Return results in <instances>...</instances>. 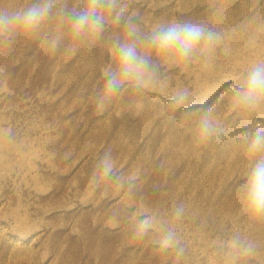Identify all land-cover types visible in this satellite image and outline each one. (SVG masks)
<instances>
[{"label":"rangeland","instance_id":"obj_1","mask_svg":"<svg viewBox=\"0 0 264 264\" xmlns=\"http://www.w3.org/2000/svg\"><path fill=\"white\" fill-rule=\"evenodd\" d=\"M121 2L145 32L163 21L194 19L217 28L223 40L207 64L153 58L159 82L142 94L125 90L103 115L95 98L121 28L109 25L99 38L74 40L53 17L39 35L0 44V264H264V220L238 212L245 165L238 130L264 115L234 111L228 88L264 59V0ZM27 3L0 0L7 8ZM64 4L79 8L81 0H57ZM52 34L63 37L55 53L47 44ZM179 88H188L196 105L211 107L222 127L219 141H200L198 113L169 103ZM106 149L115 157V175L93 185ZM178 205L185 212L175 222ZM145 215L175 227L182 256L160 247L159 226L143 239L134 235ZM237 234L256 242L254 255L228 246Z\"/></svg>","mask_w":264,"mask_h":264},{"label":"clouds","instance_id":"obj_2","mask_svg":"<svg viewBox=\"0 0 264 264\" xmlns=\"http://www.w3.org/2000/svg\"><path fill=\"white\" fill-rule=\"evenodd\" d=\"M56 17L66 23L74 40L101 37L106 27L114 25L122 31L115 34L109 45L111 62L102 70L103 81L95 98V110L103 115L108 105L119 98L125 90L142 94L159 82L160 63H172L190 67L210 63L215 50L223 40V33L206 22L194 19H171L156 24L145 32L135 14H127L121 0H81L79 8L67 4L57 6V0H29V3L7 8L0 6V44H11L19 34L39 35L49 21ZM62 35L47 37L48 49L59 50ZM231 108L246 116L264 115V59L251 63L242 76L228 85ZM174 107H184L186 115L198 113L195 132L202 142L219 141L222 136L220 122L212 109L204 104L196 105L191 100L188 88H179L169 98ZM9 139L11 129L7 130ZM238 135L245 153L242 182L238 188V212L249 221L264 220V120L245 124ZM116 160L111 149L98 157L92 183L109 181L115 175ZM118 179V178H117ZM135 177L127 182L131 190ZM184 206H176L172 220L179 222L184 216ZM159 226V245L162 249H175L177 257L184 254L180 239L169 221L156 215L141 217L135 226L134 235L143 239L153 227ZM240 256L255 254V241L235 235L228 245Z\"/></svg>","mask_w":264,"mask_h":264},{"label":"bare ground","instance_id":"obj_3","mask_svg":"<svg viewBox=\"0 0 264 264\" xmlns=\"http://www.w3.org/2000/svg\"><path fill=\"white\" fill-rule=\"evenodd\" d=\"M246 9H247V8H246ZM243 10H244V9H243ZM243 10H242V11H243ZM263 14H264V13H263ZM247 15H248V14H247ZM243 17H244V16H243ZM247 17H248V16H247ZM218 19H219V18H218ZM261 19H262V18H261ZM243 21H244V20H243ZM263 21H264V20H263ZM237 22H238V21H237ZM260 22H261V21H260ZM260 22H259V23H260ZM229 23H231V22H229ZM250 23H251V22H250ZM261 24H263V23H261ZM231 25H232V24H231ZM259 25H260V24H259ZM259 25H258V26H259ZM227 26H228V25H227ZM227 26H226V27H227ZM229 26H230V25H229ZM232 26L234 27V25H232ZM235 26H236V25H235ZM260 26H261V25H260ZM242 27H243V26H242ZM229 28H230V27H229ZM239 28H240V27H239ZM232 29H233V28H232ZM239 30H241V28H240ZM256 30H257V29H256ZM256 30H255V31H256ZM225 31H226V30H225ZM248 31H250V29H248ZM227 33H228V32H227ZM254 34H255V33H254ZM231 35H232V34H231ZM231 35H230V36H231ZM249 35H251V34H249ZM236 36H237V34H236ZM238 36L240 37V35H238ZM241 36H242V35H241ZM236 38H237V37H236ZM254 38H255V37H254ZM257 39H258V38H257ZM243 40H244V39H242V42H243ZM245 40H246V39H245ZM259 40H260V39H259ZM247 41H248V40H247ZM239 42H240V41H239ZM249 42H250V41H249ZM240 43H241V42H240ZM240 43H239V44H240ZM247 44H248V42H247ZM139 171H140V170H139ZM194 203H195V202H194ZM238 221H240V220H238Z\"/></svg>","mask_w":264,"mask_h":264}]
</instances>
